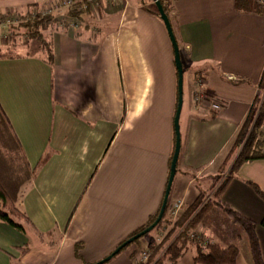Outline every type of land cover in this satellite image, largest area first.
<instances>
[{"label":"crops","instance_id":"crops-1","mask_svg":"<svg viewBox=\"0 0 264 264\" xmlns=\"http://www.w3.org/2000/svg\"><path fill=\"white\" fill-rule=\"evenodd\" d=\"M52 1L0 0V17ZM162 1L192 94L200 77L222 105L216 111L193 98L185 114L168 200L182 213L214 176L216 157L226 152L230 169L238 157L234 142L264 71V16L253 0L247 9L237 0ZM87 9L51 27L52 64L40 53L0 58V105L29 169L17 201L24 230L0 221V264L95 263L162 205L178 100L168 31L154 0H98ZM251 183L264 193V159L241 164L222 200L256 222L264 259V199ZM145 240L143 248L156 244L155 235ZM138 247L104 264H136ZM193 255L175 264H194ZM236 264H251L247 252Z\"/></svg>","mask_w":264,"mask_h":264},{"label":"trees","instance_id":"trees-1","mask_svg":"<svg viewBox=\"0 0 264 264\" xmlns=\"http://www.w3.org/2000/svg\"><path fill=\"white\" fill-rule=\"evenodd\" d=\"M160 1L169 16L167 7L164 5L162 0ZM250 5V0H237L236 2L237 8L247 9ZM259 12L261 13V9H259ZM89 13V9L74 7L67 9L66 13L61 18L51 12L43 10L34 12L29 8L24 13L16 12V14H10L9 19L12 17L13 21L9 23L8 31L12 30L11 33H16V29L22 30L26 39L31 42H36L38 44V52L48 63L52 64L53 48L51 41L46 36V31L49 30L56 22L63 21L64 17H68L72 20H81L83 15H88ZM27 54L30 55L32 53L28 52ZM16 55H19V53H16L14 47L8 46L4 50L0 49V58H11ZM258 89L259 94L255 97L246 120L240 128L234 142V148H240L238 157L225 178L216 188L217 190L209 199H207L204 191H201L198 199L192 205L184 208L182 213L179 214L177 220L173 223L172 229L166 235V239H164L167 242L172 238L170 245L164 252H161L160 247H157V245H149V247L146 248H138L139 251H150L148 261L146 263L138 264H163L164 262L175 264L191 248L194 254V264H236L240 254V249L234 241L237 238L242 237L246 238L251 264H264L260 242L256 234V222L238 213L222 200V194L227 186V183L232 178L233 174L239 169L241 164L249 161L264 159V71L262 73ZM0 123L3 127L6 124L12 133L11 135L14 136L9 120L1 105ZM5 139L6 136L0 137V149L3 150L1 146L3 145L4 150L2 153L5 154L6 159V162H0V221L5 222L19 230H24L23 225L18 221V219L23 216L20 214L17 201L21 194V187L19 185L22 184V182L29 176V169L21 157L19 145L15 136L14 139L17 143L15 148L11 147L10 143H6ZM227 160L229 161V159H226V162H228ZM7 166L8 170L6 169ZM219 178L220 177L218 176L215 177V179ZM251 185L264 199V193L260 191L256 185L252 183ZM168 206L169 204H167L162 220L154 227V229L159 227L165 221ZM159 212L160 210L155 215L150 216L144 226L140 227L132 235L122 241L116 249L121 247L128 239L151 226L156 221ZM217 214L227 216L230 219L231 229L228 236L232 242L224 245L211 241L203 234L198 236L196 234L191 235L189 233V231L191 229L193 230L200 222H202V224H206L211 215ZM174 233L177 234L173 235ZM139 240L140 238L136 239L134 242H139ZM116 249L104 259L92 264H104L105 262L111 260L122 250L121 249L118 253H115ZM23 250L26 251L27 249ZM81 250L82 245L77 244L75 247V254L77 257L80 256ZM138 250L136 249L134 255L139 253Z\"/></svg>","mask_w":264,"mask_h":264},{"label":"rangeland","instance_id":"rangeland-1","mask_svg":"<svg viewBox=\"0 0 264 264\" xmlns=\"http://www.w3.org/2000/svg\"><path fill=\"white\" fill-rule=\"evenodd\" d=\"M14 1L20 2V0H14ZM60 1L61 0H53L52 2L48 3L49 5L47 4L48 6L43 4V3H39V5H34V6H30V7L26 6V9L30 8L33 11L34 10L35 11H41L42 9H47V8L49 9V7L53 6V8H55L54 11L51 12V11L46 10V12H51L52 14L57 15V16L62 18L67 10L66 9H59V10L56 9L57 7L61 6V5H59ZM82 5H84L83 2L82 3L76 2L74 7H80L81 8ZM35 6L37 7V9L35 8ZM24 12H26V11H24ZM24 12H20V13H24ZM11 13L16 14V12L13 13V11H11ZM7 15H8V13H3L1 16L0 49L4 50L8 46H11V47H16L15 48L16 53H19V54H21V53L25 54L28 52L39 53L38 52V44L36 42L28 41L26 39L25 35L23 34L22 30L16 29L17 30L16 33L12 32L13 34L11 33L12 30L8 31L9 23H11L13 21V19H12V17H11L12 20L9 19L10 17H7ZM87 17H89V16H87ZM68 20H69L68 17H64L63 21H61L60 23H62L64 21L66 22ZM14 23H16V22H14ZM51 31H52V28H50L49 30L46 31V36L48 39H49L48 34L51 33ZM10 36H11V38H10ZM190 73L191 72H187L186 67H184V72H183V106H182V111H181L180 121H179L180 131L183 129L184 118H185V114H186L188 108H190L192 105H194L192 101H193V98H195V95L192 94L191 87L189 85ZM198 79H201V78L199 77ZM198 79H196L195 83H197ZM195 83H194V85H195ZM7 127L8 126L6 124L3 127V125L0 123V137L6 136L5 142L10 143L11 147L15 148L17 146V143L14 139V136L11 135L12 133L10 132L9 127L8 128ZM1 146H2V149L4 150L3 145H1ZM3 150L0 149V162H6L5 154L2 153ZM225 154H226V152H225ZM225 154L219 155L216 157V159L213 161V163L211 165V168L213 169V171H211V173L214 176L213 177L210 176L207 178L208 179L207 181H209V182H207V184L203 183V185L205 187L204 193H205L207 199L211 198L212 194L217 190L216 188L222 182V180L225 178V176L227 175V172L230 169V166H228V165H224V167H223V161L225 158ZM6 169L8 170V166ZM7 174H8V171H7ZM218 174H221V176H218L220 178L215 179V177ZM19 186L22 187L23 185L20 184ZM175 205L176 204L168 206L165 221L159 227H156L155 229H153L152 231L147 233L148 235H144V236L140 237L139 242H133V243L127 245L126 247H124L121 251H123L124 249H127V248L136 247V246H139L138 248H143L145 246V243H146L145 238L146 237L149 238V237H152L153 235H155V238H156L155 246L157 245V247H160L161 252H164L167 249V247L170 245V241H172V238L166 242L165 240H162V237L164 236L163 239H166L165 235H167L170 232V230L173 227V223L177 220L179 214L181 213V211H180L181 207L178 208L179 210L177 211V214L172 213L173 211H176ZM230 225H231L230 219L227 216L218 215V214L217 215H211L206 224H202V222H200L193 230L191 229L189 231V233L191 235L196 234L198 236L200 234H203L208 239H210L214 242L219 243V241H222L223 243L227 244L228 242H231L230 239L228 238L229 237L228 234H229L230 229H231ZM175 234H177V233H174L173 235H175ZM221 238H222V240H220ZM164 241H165V243H164ZM234 242L238 245V247L242 250V252H244V253L247 252V255H249L248 254L249 251H248L247 241H246L245 237L237 238ZM153 243L154 242L152 241L151 244H149V245L154 246ZM80 245H82V249H83V247H84L83 244L80 243ZM138 248H137V250H138ZM190 250H192V248ZM135 255H138V254H135ZM157 257H156V259H157ZM136 264H138V262H136Z\"/></svg>","mask_w":264,"mask_h":264},{"label":"water","instance_id":"water-1","mask_svg":"<svg viewBox=\"0 0 264 264\" xmlns=\"http://www.w3.org/2000/svg\"><path fill=\"white\" fill-rule=\"evenodd\" d=\"M154 1L156 2L159 14H160L162 20L164 21V24L166 26V29L168 31L169 37L171 39V42H172V45L174 48L175 65H176L177 75H178V83H177L178 100H177V107H176L175 116H174V129H175V138H176L175 149H174V153H173V157H172V161H171L170 175H169L164 199H163V202H162V205L160 208V212H159V215H158L156 221L151 226H149L148 228L143 230L142 232H140L137 235L133 236L132 238L128 239L125 243H123V245L121 247L116 249L115 253H118L123 247H126L127 245L133 243L136 239H138V238L146 235L147 233H149L162 220L164 213H165V210H166V207H167V204H168L169 196L171 193V188H172V185H173V182L175 179L176 168L178 165L179 156H180V152H181V131H180V126H179V121H180V115H181L182 106H183V72H184L183 62L181 59L180 48H179L177 39L175 37L170 18L168 16L166 10L164 9L161 1L160 0H154Z\"/></svg>","mask_w":264,"mask_h":264},{"label":"built area","instance_id":"built-area-1","mask_svg":"<svg viewBox=\"0 0 264 264\" xmlns=\"http://www.w3.org/2000/svg\"><path fill=\"white\" fill-rule=\"evenodd\" d=\"M98 0H61L60 1V5L64 6V7H68V8H73L74 5L76 4V2L82 3L84 5H82V9H87L90 5L95 4ZM110 1V0H107ZM256 5L261 9V15L264 16V0H253ZM0 23H1V17H0ZM201 84H202V79H198L197 83H195V102L198 104H205L210 106L212 109L218 111L220 109H222V105L221 103L215 99L214 97H212L211 95H208L206 92H204L201 89ZM176 211H173V214H177V211L179 210L178 208H180V204H176ZM150 257V251L147 250H143L140 251L137 255L136 258V262L138 263H146L148 261Z\"/></svg>","mask_w":264,"mask_h":264}]
</instances>
